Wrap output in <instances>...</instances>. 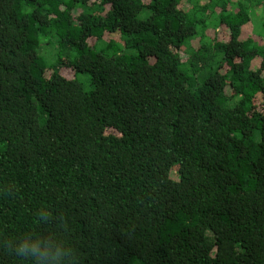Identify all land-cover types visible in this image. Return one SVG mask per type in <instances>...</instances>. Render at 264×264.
Here are the masks:
<instances>
[{"label": "trees", "instance_id": "trees-1", "mask_svg": "<svg viewBox=\"0 0 264 264\" xmlns=\"http://www.w3.org/2000/svg\"><path fill=\"white\" fill-rule=\"evenodd\" d=\"M41 207L81 264H264V0H0V237Z\"/></svg>", "mask_w": 264, "mask_h": 264}, {"label": "clouds", "instance_id": "clouds-1", "mask_svg": "<svg viewBox=\"0 0 264 264\" xmlns=\"http://www.w3.org/2000/svg\"><path fill=\"white\" fill-rule=\"evenodd\" d=\"M67 221L48 207L35 212V222L27 230L0 237V249L20 264H81V254L68 234Z\"/></svg>", "mask_w": 264, "mask_h": 264}, {"label": "rangeland", "instance_id": "rangeland-1", "mask_svg": "<svg viewBox=\"0 0 264 264\" xmlns=\"http://www.w3.org/2000/svg\"><path fill=\"white\" fill-rule=\"evenodd\" d=\"M222 34H223V31L220 30V37H221L222 40H224L225 38L223 37V35H225V34H223V35H222ZM226 34H227V33H226ZM247 34H248V32H247ZM85 89H86V90L89 89V86H88L87 84L85 85Z\"/></svg>", "mask_w": 264, "mask_h": 264}]
</instances>
